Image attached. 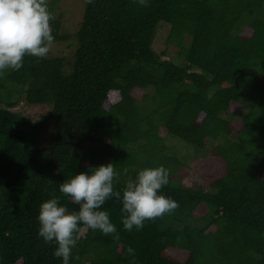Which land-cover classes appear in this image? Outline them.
I'll use <instances>...</instances> for the list:
<instances>
[{"label":"trees","instance_id":"obj_1","mask_svg":"<svg viewBox=\"0 0 264 264\" xmlns=\"http://www.w3.org/2000/svg\"><path fill=\"white\" fill-rule=\"evenodd\" d=\"M48 7L53 43L76 49L0 76V264H62L38 236L39 205L60 197L77 211L60 183L108 163L121 192L133 169H169L161 194L179 207L128 232L108 200L119 239L82 225L70 264H264V0H86L74 34L58 1ZM160 23L184 67L153 48ZM14 99L49 110L31 124ZM52 121L35 147L27 129Z\"/></svg>","mask_w":264,"mask_h":264},{"label":"clouds","instance_id":"obj_2","mask_svg":"<svg viewBox=\"0 0 264 264\" xmlns=\"http://www.w3.org/2000/svg\"><path fill=\"white\" fill-rule=\"evenodd\" d=\"M138 4L148 7L149 0H138ZM54 19L48 0H0V76L8 70H20L26 56L47 57L55 39L51 25ZM123 171L127 174L129 170ZM133 171L137 172L135 178H129L121 192L114 189L113 181L118 173L112 163L89 167L87 172L72 174L59 185L62 196L78 205L77 211H70L60 197L39 205L38 236L46 245L54 246L53 256L62 264H70L82 225L119 239L109 211L102 210L110 199L122 204L121 224L128 232L140 231L147 221L162 218L179 207L175 200L161 194V189L169 183V169L161 165ZM127 252L135 256L132 247Z\"/></svg>","mask_w":264,"mask_h":264},{"label":"rangeland","instance_id":"obj_3","mask_svg":"<svg viewBox=\"0 0 264 264\" xmlns=\"http://www.w3.org/2000/svg\"><path fill=\"white\" fill-rule=\"evenodd\" d=\"M55 0H48V4ZM58 1V13L62 14V22L66 32L74 34L79 29L80 23L82 21L84 13V5L86 0H56ZM169 30L170 26L165 23H160L156 29L154 39H153V48L158 53L166 52L168 54V59H171L178 66L184 67L187 64L186 58L182 55L181 48L175 43L169 41ZM76 46L74 41L53 43L50 49V54L56 57H71L75 52ZM18 101L14 99V102ZM48 107L44 106H32L24 102V100L18 101V105L15 108H12L13 112H17L25 116L29 123L36 124L39 123ZM230 119L234 118L233 115L229 116ZM55 127L54 122L52 121L47 128L34 133L31 129H27V132L30 135L32 144L37 148L46 147L51 139L53 129ZM169 139H173L170 137ZM179 151L184 150V154L189 159L193 158L194 148L190 147L186 143L175 140ZM187 152V153H186ZM206 152V153H205ZM207 154V151H200L195 157L204 159ZM194 157V158H195ZM193 178L189 181L188 184L192 183ZM187 182V181H186ZM203 210L199 211V214L203 213ZM86 229H84L85 231ZM84 234V232H83Z\"/></svg>","mask_w":264,"mask_h":264}]
</instances>
